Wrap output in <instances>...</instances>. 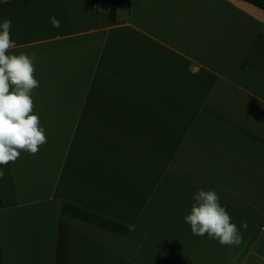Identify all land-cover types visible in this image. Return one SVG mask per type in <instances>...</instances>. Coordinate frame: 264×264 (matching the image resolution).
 Segmentation results:
<instances>
[{
    "label": "crops",
    "instance_id": "crops-1",
    "mask_svg": "<svg viewBox=\"0 0 264 264\" xmlns=\"http://www.w3.org/2000/svg\"><path fill=\"white\" fill-rule=\"evenodd\" d=\"M210 1L157 0L149 26L137 0L114 20L83 0H0L6 54L37 57L47 138L0 166V264H264V10ZM199 189L239 246L191 233Z\"/></svg>",
    "mask_w": 264,
    "mask_h": 264
},
{
    "label": "clouds",
    "instance_id": "clouds-1",
    "mask_svg": "<svg viewBox=\"0 0 264 264\" xmlns=\"http://www.w3.org/2000/svg\"><path fill=\"white\" fill-rule=\"evenodd\" d=\"M6 2V0H5ZM53 27H61L54 16L50 17ZM11 21L0 22V166L14 163L21 152L35 155L40 146L47 143L45 130L40 126L38 115L33 114L31 93L38 88L39 81L34 78L37 60L35 54L7 55L16 47L10 37ZM4 172L0 169V179ZM193 203L183 220L190 225L196 236L207 234L209 239L221 246H239L243 236L215 190L199 189L191 196ZM241 228L247 229V221Z\"/></svg>",
    "mask_w": 264,
    "mask_h": 264
},
{
    "label": "rangeland",
    "instance_id": "rangeland-1",
    "mask_svg": "<svg viewBox=\"0 0 264 264\" xmlns=\"http://www.w3.org/2000/svg\"><path fill=\"white\" fill-rule=\"evenodd\" d=\"M137 1H138V9H137L136 15L137 16L142 15L140 13V11H141V8L143 6V10L145 11L144 13L146 15L150 16V17L149 16L147 17L148 18L147 19V21H148L147 24L149 26H154L155 25V21H156L155 16H156L157 11L160 8V2H157V0H145V1L144 0H137ZM199 1L200 0H198V2H197V7L200 10V12L203 13L204 10H205L203 5L207 4V0H201V5H200ZM216 5H217V2H215L213 0L210 1V6L215 7ZM103 7H105V6H103ZM108 9H109V6L107 5V12H108ZM117 11H118L117 14L120 15L121 14L120 9L119 10L117 9ZM161 12H162L163 18H165L166 12H167V8L164 7V6L163 7L161 6ZM175 12H176V16H178V14L181 13V9L175 6ZM138 21L142 22L140 17L138 18Z\"/></svg>",
    "mask_w": 264,
    "mask_h": 264
},
{
    "label": "trees",
    "instance_id": "trees-1",
    "mask_svg": "<svg viewBox=\"0 0 264 264\" xmlns=\"http://www.w3.org/2000/svg\"><path fill=\"white\" fill-rule=\"evenodd\" d=\"M264 10V0H244ZM126 0H83L86 9L97 10L103 6H109L108 17L114 20L117 17V9L123 7Z\"/></svg>",
    "mask_w": 264,
    "mask_h": 264
}]
</instances>
